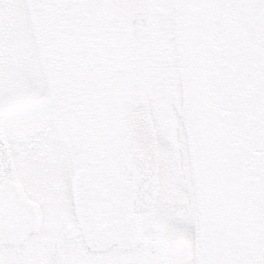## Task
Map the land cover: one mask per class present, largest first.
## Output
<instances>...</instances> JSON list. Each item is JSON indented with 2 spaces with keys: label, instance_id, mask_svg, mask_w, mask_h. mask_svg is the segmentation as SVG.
Wrapping results in <instances>:
<instances>
[{
  "label": "snow or ice",
  "instance_id": "6c2138e0",
  "mask_svg": "<svg viewBox=\"0 0 264 264\" xmlns=\"http://www.w3.org/2000/svg\"><path fill=\"white\" fill-rule=\"evenodd\" d=\"M0 264H264V0H0Z\"/></svg>",
  "mask_w": 264,
  "mask_h": 264
}]
</instances>
